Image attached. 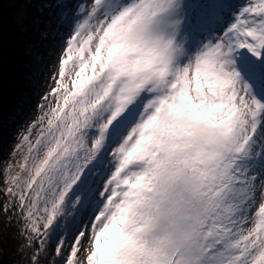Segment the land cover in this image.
<instances>
[{
  "label": "snow or ice",
  "instance_id": "snow-or-ice-1",
  "mask_svg": "<svg viewBox=\"0 0 264 264\" xmlns=\"http://www.w3.org/2000/svg\"><path fill=\"white\" fill-rule=\"evenodd\" d=\"M42 2L68 32L5 169L22 259L264 264V0Z\"/></svg>",
  "mask_w": 264,
  "mask_h": 264
},
{
  "label": "trees",
  "instance_id": "trees-1",
  "mask_svg": "<svg viewBox=\"0 0 264 264\" xmlns=\"http://www.w3.org/2000/svg\"><path fill=\"white\" fill-rule=\"evenodd\" d=\"M42 7V0H0V209L7 199L5 169L22 159L13 151L36 117L33 103L42 73L39 44L43 35L39 27L43 12L38 10ZM26 20L29 26L22 30ZM22 97L26 104H21ZM15 221L0 210V264H27L19 254L24 240Z\"/></svg>",
  "mask_w": 264,
  "mask_h": 264
},
{
  "label": "rangeland",
  "instance_id": "rangeland-1",
  "mask_svg": "<svg viewBox=\"0 0 264 264\" xmlns=\"http://www.w3.org/2000/svg\"><path fill=\"white\" fill-rule=\"evenodd\" d=\"M237 2H242V0H237ZM39 27L41 34L43 33L41 39L39 37V56L41 57L40 63L42 66V73L38 79L39 88L37 90L39 92H37V97L34 99L35 103H33L35 108L39 102L40 96L44 94V91L47 92L49 90L47 87V81L53 75V69L58 64L61 50L64 47L68 32L66 27L58 26L56 15L46 8L43 10ZM35 113L37 117V110ZM36 117L33 118L32 121H34ZM29 125L30 123L23 130V133L27 132ZM19 143H16L14 148L15 151H13V153L16 152V147Z\"/></svg>",
  "mask_w": 264,
  "mask_h": 264
},
{
  "label": "bare ground",
  "instance_id": "bare-ground-1",
  "mask_svg": "<svg viewBox=\"0 0 264 264\" xmlns=\"http://www.w3.org/2000/svg\"><path fill=\"white\" fill-rule=\"evenodd\" d=\"M43 14V13H42Z\"/></svg>",
  "mask_w": 264,
  "mask_h": 264
}]
</instances>
